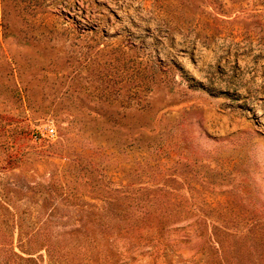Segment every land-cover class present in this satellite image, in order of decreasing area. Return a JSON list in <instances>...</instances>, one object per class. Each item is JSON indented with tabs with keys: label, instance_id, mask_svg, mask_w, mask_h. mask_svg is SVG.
I'll return each instance as SVG.
<instances>
[{
	"label": "rangeland",
	"instance_id": "374dc122",
	"mask_svg": "<svg viewBox=\"0 0 264 264\" xmlns=\"http://www.w3.org/2000/svg\"><path fill=\"white\" fill-rule=\"evenodd\" d=\"M0 264H264V0H0Z\"/></svg>",
	"mask_w": 264,
	"mask_h": 264
},
{
	"label": "built area",
	"instance_id": "2783aa9c",
	"mask_svg": "<svg viewBox=\"0 0 264 264\" xmlns=\"http://www.w3.org/2000/svg\"><path fill=\"white\" fill-rule=\"evenodd\" d=\"M55 135H56V132L54 128H50L47 130V136L54 137Z\"/></svg>",
	"mask_w": 264,
	"mask_h": 264
}]
</instances>
